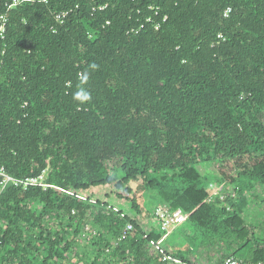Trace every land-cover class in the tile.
Wrapping results in <instances>:
<instances>
[{"label":"trees","instance_id":"1","mask_svg":"<svg viewBox=\"0 0 264 264\" xmlns=\"http://www.w3.org/2000/svg\"><path fill=\"white\" fill-rule=\"evenodd\" d=\"M14 1L0 0V170L45 186L1 195L0 264H163L152 246L163 238L145 227L166 206L188 215L162 242L167 255L189 261L230 234L247 242L229 257L264 262L234 201L264 189V0H52L7 12ZM79 87L90 101L73 100ZM214 169L236 172L233 199L217 194ZM145 180L155 195L139 217L99 201ZM139 189L136 202L148 196Z\"/></svg>","mask_w":264,"mask_h":264},{"label":"rangeland","instance_id":"2","mask_svg":"<svg viewBox=\"0 0 264 264\" xmlns=\"http://www.w3.org/2000/svg\"><path fill=\"white\" fill-rule=\"evenodd\" d=\"M245 163L246 162H241L239 163V165L242 166ZM250 163L251 162H247L246 164ZM257 167L258 166H256L255 168L257 169ZM240 171L242 172L243 170L240 169ZM213 172L214 174L211 175L210 180H213L217 183V194L224 195L225 197H231L233 199L232 195L234 194L236 185L235 183L233 184L235 180L231 181V179H234L236 172L229 171L230 174H228V172L223 169H214ZM177 175L173 173L171 174L170 178L175 180L174 178H176ZM118 178L119 180H121L122 178V175L120 173H118ZM147 183V180H145L144 182L135 181L123 191H117L116 187L106 188L102 191L99 201L104 205H108L114 210L127 214L131 218L137 216L139 217V210H143L144 207L143 203H147V199L149 197H152L155 192V190L149 189L147 187ZM202 184H204V182ZM140 187L146 188L145 191H142V194L145 195L146 193H148V196H145L142 201L138 200V202H136L135 198L139 196H137L136 191H138ZM128 190L130 191V195L127 194ZM147 190L149 191L147 192ZM209 192L210 191L208 190V188L204 190V193L208 194ZM245 196V200L241 198H238V200H234L238 204H244V214L242 215V217L236 219L239 223V226L242 225L243 229H246L245 232H240V235L243 237V239L248 236H255L257 239L264 241V189L255 188V190L247 192ZM222 203L228 205L224 200L222 201ZM148 220H150L148 221L149 224L146 225L148 227H145L147 231L154 233L156 236L161 235L163 239L167 238L170 233L174 232L175 229H177L176 227H170L167 231H164L157 218H149ZM231 238L232 236L230 234H227L226 237L222 239L223 242L220 244L217 243L214 246V249L210 248L209 250L196 251L195 248H191V251L189 252L190 255H188L186 258L187 260L192 261V263L195 264H215L218 260H221L222 258L225 259L233 253L238 252L240 250L239 246H241L242 248V245L247 242L245 240H241L240 242L238 241L237 244H234V239H232L231 241Z\"/></svg>","mask_w":264,"mask_h":264},{"label":"built area","instance_id":"3","mask_svg":"<svg viewBox=\"0 0 264 264\" xmlns=\"http://www.w3.org/2000/svg\"><path fill=\"white\" fill-rule=\"evenodd\" d=\"M52 0H16L13 2L12 5L8 6V10L7 12H9L11 9L16 8L22 4H30V3H39V4H45L48 5ZM95 2V0H93ZM109 5H99L94 7L93 11L94 12H104L108 9ZM150 11H155L153 7L149 8ZM231 11L227 10L226 11V18L229 17ZM70 13H66L63 14L62 16L59 17L60 22L63 23V18H65L66 16H68ZM138 14H140V11L138 12ZM7 16H4L1 18V25H0V42H4L6 41V26L8 23V20L6 18ZM151 19H147V22H150ZM109 24V23H108ZM143 28V26L138 29V31H133V32H140L141 29ZM3 53H5L3 51ZM0 176L3 178V181L1 182L0 185V197L3 194V192L8 188L9 185H14L15 187H21L23 186L25 189H28V187H34V186H45L43 184V180H44V176L40 177V178H31V179H15L12 176L8 175L4 169L0 170ZM232 196H235L234 194ZM84 200V199H83ZM155 216L158 218V221L161 224V227L164 231H167L170 227H179L182 224L186 223L188 220V215L185 214L181 209L178 210H172L170 207L166 206V207H160ZM87 231H90V229H87ZM133 231H135L134 226L129 223L127 224L125 230H124V235L127 236L128 234L132 233ZM91 234H93L94 236H97V232L96 231H90ZM165 239L162 240V242ZM162 242H152V246L155 247L158 251L161 252V254L163 255L162 257V262L163 264H195L192 263L191 261H186L177 257H173V256H169L167 255L163 249H161V244ZM120 241H113V246L117 247L119 246ZM220 264H264V262H251V261H246V260H242V259H238V258H234V257H229L226 258L222 263Z\"/></svg>","mask_w":264,"mask_h":264},{"label":"clouds","instance_id":"4","mask_svg":"<svg viewBox=\"0 0 264 264\" xmlns=\"http://www.w3.org/2000/svg\"><path fill=\"white\" fill-rule=\"evenodd\" d=\"M90 67L95 70L97 68V66L95 64L90 65ZM88 77L85 76L84 78V82H87ZM73 100L74 101H78L81 104L88 102L91 100V95L88 91L85 90L84 87H79V89L75 92V94L73 95Z\"/></svg>","mask_w":264,"mask_h":264},{"label":"crops","instance_id":"5","mask_svg":"<svg viewBox=\"0 0 264 264\" xmlns=\"http://www.w3.org/2000/svg\"><path fill=\"white\" fill-rule=\"evenodd\" d=\"M192 262V261H191Z\"/></svg>","mask_w":264,"mask_h":264}]
</instances>
